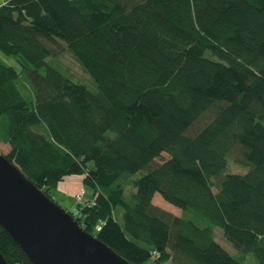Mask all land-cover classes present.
<instances>
[{"label":"trees","instance_id":"1","mask_svg":"<svg viewBox=\"0 0 264 264\" xmlns=\"http://www.w3.org/2000/svg\"><path fill=\"white\" fill-rule=\"evenodd\" d=\"M0 51L6 156L51 198L82 176L83 229L133 264H264V0H3ZM0 251L32 264L1 226Z\"/></svg>","mask_w":264,"mask_h":264},{"label":"water","instance_id":"2","mask_svg":"<svg viewBox=\"0 0 264 264\" xmlns=\"http://www.w3.org/2000/svg\"><path fill=\"white\" fill-rule=\"evenodd\" d=\"M0 226L32 264H133L83 229L2 152ZM0 264H9L1 251Z\"/></svg>","mask_w":264,"mask_h":264},{"label":"rangeland","instance_id":"3","mask_svg":"<svg viewBox=\"0 0 264 264\" xmlns=\"http://www.w3.org/2000/svg\"><path fill=\"white\" fill-rule=\"evenodd\" d=\"M0 2H3V0H0ZM3 53L0 51V60H6L8 63L16 66V68L20 69V65L14 59L13 57H8L6 58ZM55 64L61 69V71L74 81H79L84 84H86L89 89L95 91L97 90L96 84L91 79V76L86 73V71L83 69L82 65L80 62L74 57V55L68 51L65 50L61 55L57 57V62L55 61ZM9 150V145L3 144L0 142V152L6 154ZM248 167L240 164H236L235 162L232 161L231 158H229L228 161V169L227 172L230 173H245L247 172ZM141 173H138L137 177L141 176ZM72 183L71 187L70 184ZM73 184L77 185V187H81L83 185L86 190L87 194L85 196V200H89L92 194L91 189L87 186L84 185L83 180L81 179V176L79 175H70L66 176L64 180L61 181L60 185L51 190L52 196L54 199L62 208L68 210L70 213L73 215H77L79 213V207L77 205L78 201L72 194L73 190ZM70 187V188H69ZM160 196L159 194H157ZM155 198V202L158 203L159 205L174 211L176 214H180V210L165 201L161 196ZM116 219L120 222L123 223V210L118 207L116 208ZM215 238L216 240L223 246L225 247L232 255L239 257V252L233 247L230 241L226 239L224 236V233L221 228L216 227L215 228ZM254 257L253 255L249 254L248 258L246 259L245 264H254ZM143 264H154V258L152 257L150 260Z\"/></svg>","mask_w":264,"mask_h":264},{"label":"built area","instance_id":"4","mask_svg":"<svg viewBox=\"0 0 264 264\" xmlns=\"http://www.w3.org/2000/svg\"><path fill=\"white\" fill-rule=\"evenodd\" d=\"M87 194V190L86 188L82 185L79 189V191L76 192L75 194V198L76 200L78 201V203H84L86 201H89V200H85V196ZM92 204H94V202H92Z\"/></svg>","mask_w":264,"mask_h":264},{"label":"crops","instance_id":"5","mask_svg":"<svg viewBox=\"0 0 264 264\" xmlns=\"http://www.w3.org/2000/svg\"><path fill=\"white\" fill-rule=\"evenodd\" d=\"M0 142H1V141H0ZM1 143H2V142H1ZM3 144H4V143H3ZM81 179H83L82 176H81ZM60 183H61V182H60ZM60 183H59V185H60ZM59 185H58V186H59ZM71 185H72V183L70 184V187H71ZM81 186H82V185H81ZM70 187H69V188H70ZM79 189H80V187L78 188L77 185H74V184H73L72 194H73L74 197H75L76 192L79 191ZM51 195H52V193H51ZM52 197H53V196H52ZM53 198H54V197H53Z\"/></svg>","mask_w":264,"mask_h":264}]
</instances>
